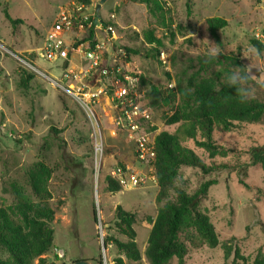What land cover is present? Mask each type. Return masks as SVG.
<instances>
[{
	"label": "rangeland",
	"instance_id": "1",
	"mask_svg": "<svg viewBox=\"0 0 264 264\" xmlns=\"http://www.w3.org/2000/svg\"><path fill=\"white\" fill-rule=\"evenodd\" d=\"M71 1L0 0V208L13 207L16 194L21 193L31 202H47L54 210V247L44 255L45 264H73L79 260L115 264L118 257L125 264H149L145 257L151 230L147 218L157 215V183L117 193L106 189L105 180L116 167L142 170L134 157V144L115 128L114 112L106 97H111V90L107 89L93 106L92 115L63 89L68 82L63 77L61 62H48L37 56L56 15ZM95 1L100 4L102 0ZM160 2L161 10L152 13L135 0H106L100 10L104 20L115 25L116 41L111 44L105 33H101V40L115 54L118 64L139 72L142 105L150 112V129L156 135L177 131L176 126H165L164 119L177 104L162 103L167 85L173 82L177 87L185 86L197 70V58L208 52V40L216 44L206 29V19L219 17L228 23L219 31L221 52H240L245 67L253 62L264 68V52L252 62L243 54L252 47L251 38L264 45V1ZM4 11L21 23L11 24ZM112 14L115 20H110ZM149 30L162 41L158 49L169 55L168 64L159 62L158 53H150L155 45L144 39V32ZM188 39L195 44L188 43ZM83 41L77 39L75 46ZM108 57L107 53L105 58ZM83 68L82 60L71 66L77 73ZM25 71L34 76L26 88L21 85ZM251 74L259 76V68L253 67ZM90 78L84 80L88 85L94 83ZM250 86L254 98L264 101V87L255 81ZM154 88L159 92L154 93ZM213 139L224 148L213 155L199 149L193 140L184 145L219 171L203 175L200 168L183 166L175 184L191 194L204 181H217L201 208L209 215L219 244L215 248H195L194 235L185 233L182 240L188 246V254L184 264H235V249L250 262L256 257L264 258V169L261 165L240 167L250 164L247 150L264 145V118L256 124H237L229 131L217 128ZM223 165L230 167L220 170ZM33 178L41 180L47 195L34 192ZM117 206L137 216L134 229L141 254L138 262L127 261L112 245L103 250L102 241L108 236L127 241L114 227ZM7 257L0 253V258ZM35 264H39L38 260ZM168 264L180 263L174 258Z\"/></svg>",
	"mask_w": 264,
	"mask_h": 264
},
{
	"label": "trees",
	"instance_id": "2",
	"mask_svg": "<svg viewBox=\"0 0 264 264\" xmlns=\"http://www.w3.org/2000/svg\"><path fill=\"white\" fill-rule=\"evenodd\" d=\"M90 4L92 0H78ZM145 4L149 11L161 10L160 0H135ZM258 3L264 0H256ZM188 12L191 11L190 1ZM5 18L11 24L21 23V20L13 19L7 11ZM206 29L210 37L222 48L219 31L226 28L225 19L214 17L205 21ZM91 30L89 37H93ZM147 44L155 45L150 53L156 52L157 59L159 47L162 41L155 37L153 31L144 32ZM194 45L193 39L187 41ZM250 45L264 52V45L255 38L250 39ZM117 47V45H115ZM127 51H132L126 48ZM207 53L200 55L196 61L197 70L187 79L185 86L179 84L176 91H168L163 94L162 103L166 106L176 104L174 112L167 116L165 126H176L177 131L170 133L162 131L156 135V159L154 169L158 193L156 204L158 206L155 218L148 217L151 225L145 257L149 264H168L176 258L180 264L188 254V246L182 240L185 233L194 235L196 241L192 246L207 245L215 248L219 244L215 227L209 215L202 210L201 203L208 196L211 186L217 181L210 179L204 181L194 193H188L175 182L181 167L200 168L203 175L217 172L216 167L208 166L194 150L184 145L188 140H193L196 146L208 154H216L224 148L214 141V131L222 129L229 131L237 124H256L264 118V101L253 98L241 103L235 87L225 85V74L234 68H244L240 52H221L217 59H208ZM160 62V61H159ZM68 65V63H66ZM21 85L28 87L33 80V74L24 72ZM172 81V80H170ZM250 84L252 81L249 82ZM158 93L157 88L153 89ZM150 131L151 124L146 125ZM250 156V164L243 163L240 167L249 168V165H261L264 169V145L252 147L245 152ZM220 167V166H219ZM223 165L220 170L229 168ZM109 193L121 191L120 183L112 178L111 174L105 180ZM32 187L39 195H47V188L39 178H33ZM173 195V197H171ZM44 201V200H43ZM55 219V212L47 202H31L21 193L16 194L13 207L0 208V253L7 255L6 259L0 258V264H45L48 254L54 247V230L51 227ZM94 220L97 222L94 210ZM137 223L135 213L128 212L117 206L114 214V227L119 234L125 236L127 241L108 236L104 244L114 246L129 262L141 260L140 250L137 244V233L134 226ZM235 249L238 261L235 264H264V258L256 257L252 262L240 255ZM100 263V262H99ZM115 264H125L123 258L114 259Z\"/></svg>",
	"mask_w": 264,
	"mask_h": 264
},
{
	"label": "built area",
	"instance_id": "3",
	"mask_svg": "<svg viewBox=\"0 0 264 264\" xmlns=\"http://www.w3.org/2000/svg\"><path fill=\"white\" fill-rule=\"evenodd\" d=\"M97 6L95 0L90 4L73 0L61 7L37 56L48 62H61L63 77L68 82L63 89L76 97L92 115L93 106L100 102L107 89L111 90V97H106L114 112L115 128L134 143V157L142 167L141 171H134L129 166H118L111 176L122 189L146 186L156 182V134L146 126L152 122L149 110L142 105L140 74L118 64L115 54L100 39L101 33H105L113 44L116 41L115 25L104 20L96 10ZM110 20H115V15H110ZM91 30H94V35L90 38ZM77 39L84 41L76 47ZM74 52L81 53L86 61L85 68L79 73L71 69V54ZM107 53L109 57L106 59ZM159 55L161 64H168L169 55L165 51H160ZM66 63L68 65L63 68ZM88 76L94 82L92 85L84 82ZM166 89L175 92L176 84L171 82Z\"/></svg>",
	"mask_w": 264,
	"mask_h": 264
},
{
	"label": "clouds",
	"instance_id": "4",
	"mask_svg": "<svg viewBox=\"0 0 264 264\" xmlns=\"http://www.w3.org/2000/svg\"><path fill=\"white\" fill-rule=\"evenodd\" d=\"M208 43L209 50L206 63L212 59H217L222 51L217 44L210 43L209 40ZM243 54L246 58H249L251 62L260 55L258 49L255 47H249ZM253 67L259 68V76L251 74ZM250 81H255L256 84L264 87V68H261L260 65L253 62L248 67L234 68L230 73L225 74V85L236 88L237 96L241 103L254 98V89L250 86Z\"/></svg>",
	"mask_w": 264,
	"mask_h": 264
},
{
	"label": "crops",
	"instance_id": "5",
	"mask_svg": "<svg viewBox=\"0 0 264 264\" xmlns=\"http://www.w3.org/2000/svg\"><path fill=\"white\" fill-rule=\"evenodd\" d=\"M103 35V34H102ZM102 35H100V39H101V36ZM71 58H72V61H71V66H72V64H80L81 63V60L85 63L86 61L83 59V55L81 54V53H79V52H74V53H72L71 54ZM81 59V60H80ZM79 62V63H78ZM131 143H133V142H131ZM134 144V143H133ZM134 146V145H133ZM134 151V150H133Z\"/></svg>",
	"mask_w": 264,
	"mask_h": 264
},
{
	"label": "water",
	"instance_id": "6",
	"mask_svg": "<svg viewBox=\"0 0 264 264\" xmlns=\"http://www.w3.org/2000/svg\"><path fill=\"white\" fill-rule=\"evenodd\" d=\"M105 1H106V0H102L101 3L98 4V6H97V8H96L97 12H99V11L101 10L102 4H103ZM102 245H103V250H106V246H105V244H104L103 241H102ZM73 264H89V262L86 261V260H79V261H77V262H75V263H73Z\"/></svg>",
	"mask_w": 264,
	"mask_h": 264
}]
</instances>
